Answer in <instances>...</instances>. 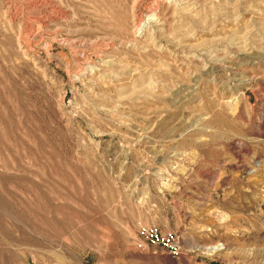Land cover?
I'll list each match as a JSON object with an SVG mask.
<instances>
[{
	"label": "rangeland",
	"instance_id": "374dc122",
	"mask_svg": "<svg viewBox=\"0 0 264 264\" xmlns=\"http://www.w3.org/2000/svg\"><path fill=\"white\" fill-rule=\"evenodd\" d=\"M0 264H264V0H0Z\"/></svg>",
	"mask_w": 264,
	"mask_h": 264
},
{
	"label": "built area",
	"instance_id": "2783aa9c",
	"mask_svg": "<svg viewBox=\"0 0 264 264\" xmlns=\"http://www.w3.org/2000/svg\"><path fill=\"white\" fill-rule=\"evenodd\" d=\"M161 241L160 235L157 231H151L144 238H141L136 243L138 249H144L147 243L158 244Z\"/></svg>",
	"mask_w": 264,
	"mask_h": 264
}]
</instances>
